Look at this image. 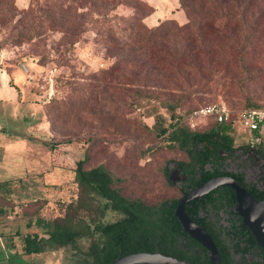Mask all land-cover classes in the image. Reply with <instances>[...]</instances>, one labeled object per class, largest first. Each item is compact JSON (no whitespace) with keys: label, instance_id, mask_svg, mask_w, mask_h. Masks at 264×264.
Returning <instances> with one entry per match:
<instances>
[{"label":"rangeland","instance_id":"rangeland-1","mask_svg":"<svg viewBox=\"0 0 264 264\" xmlns=\"http://www.w3.org/2000/svg\"><path fill=\"white\" fill-rule=\"evenodd\" d=\"M142 1L154 7L141 20L145 27L165 23L161 52L154 44L137 53L139 60L131 58L111 73L115 78L121 72L124 85L104 91L102 82L108 78L119 52L132 48L125 42L129 29L122 22L133 20L134 0H123L107 17L99 14V7L81 0H0V88L11 87L10 91H0L4 94L0 125L13 135L31 134L32 123L42 121L40 136L49 143H63L54 155L57 163L46 161L39 180H28L36 186L27 194L31 199L24 206L27 218L51 220L63 213L60 204L76 197L74 169L85 148L90 156L87 166L105 164L123 179L126 195L140 197L149 204L179 197V185H169L166 180V167L171 169L176 161L187 160L186 153L164 147L163 140L142 125V121L152 125L153 119L143 115L160 101L178 102L182 111L189 110L184 119L187 124L194 109L224 103L231 111L235 145L249 144L250 130L240 124L239 115L247 99L264 105V21L255 26L250 40L243 44L245 31L233 35L229 26L181 28L189 19L179 0ZM56 2L71 4L68 20H74L72 26L80 21L87 30L76 42L65 37L57 26H37V14H44ZM78 8L87 13L83 18H75ZM107 18L123 36L122 49H113L101 37L109 24ZM30 33L34 34L31 39ZM241 48L246 51V60L237 55ZM133 98H140L146 106L133 104ZM160 110L167 114L165 108ZM201 118L194 119L195 124ZM202 124L201 130L207 128ZM68 139L73 140L72 144H64ZM228 167L236 168L235 164ZM42 182H47L45 192L38 187ZM118 217L108 210L105 220ZM33 228L40 230L38 226ZM87 242L82 239L80 244L85 247ZM14 244L22 248L20 238ZM17 257L22 258V253ZM17 257L11 259L15 264ZM24 259L28 264H82L71 247ZM6 262L10 264L8 259Z\"/></svg>","mask_w":264,"mask_h":264},{"label":"trees","instance_id":"trees-1","mask_svg":"<svg viewBox=\"0 0 264 264\" xmlns=\"http://www.w3.org/2000/svg\"><path fill=\"white\" fill-rule=\"evenodd\" d=\"M81 1L99 7L102 11L99 14H102L103 17H107L118 5L123 3V0ZM134 1L136 11L133 20L122 22L129 29L125 42L130 43L131 49L129 48L128 51L122 49V46L125 45L120 46L124 42L123 36H119L118 29L114 24H111L110 18L106 19L109 24H106L102 30L103 36L101 37H104V40L111 45L110 47L122 49L108 78L102 82L104 91L107 88L111 90L124 85L123 74L120 72L114 78L111 74L113 71L120 68L121 65H127L128 61L132 59L139 60L137 53L145 51L147 47L154 44L157 46L156 51L161 52L163 41L166 39V33L162 32L165 23L152 28H147L141 23L143 16L151 14L154 7L142 0ZM179 1L189 19V22L182 25L181 28H190L192 25L202 28L203 24H209L215 29H218V26H229L232 28L233 35L236 31H245L243 44L250 40V33L255 31V26L264 21V0ZM71 6V4L64 5L56 2L44 14H37V26H57L65 37L76 42L87 30L82 28L83 23L80 21L72 26L74 20H68L69 12L72 11ZM86 14V12H79L78 8L75 18L78 16L83 18ZM171 23L175 22L171 21ZM33 35L30 33L28 38L31 39ZM22 37L28 39L23 34ZM161 40L162 43L159 42ZM245 52L244 48H241L237 50V55L242 60H246ZM10 84L13 85L11 82ZM140 101V98L132 99L133 104L146 106ZM261 106L263 104H259L253 99H247L245 103V109ZM161 107L167 110V114L160 110ZM180 107L178 102L160 101L158 105L148 107L143 115L153 119L152 125L143 121L142 125L153 132L157 138L162 139L166 145L164 147L178 148L186 153L187 160L176 162L189 170L188 183L197 185L213 177L211 170L205 167L209 163L210 146L216 147V150L217 147L226 149L234 146L232 118L227 122H221L214 116L202 117V120L197 121L192 128L184 122L189 110L182 111ZM211 123L213 125L208 127ZM201 124L207 128L201 130ZM256 134L259 133L256 132ZM53 141L48 142L49 147L52 151H56L63 143ZM63 142L72 144L73 140L68 139ZM254 144L264 153V134H260L259 141ZM89 159L88 150L85 148L83 156L77 160L74 169V179L78 190L76 197L60 204V210L63 213L51 220L37 218L36 224L40 227L41 234L28 232L21 236L24 254L31 255L60 247H71L77 251L82 264H109L116 258L131 252H154L156 250L165 252L164 247L168 246L167 242L170 241V238L164 233L167 230L164 225L175 218V209L178 200L185 193V186H179V197L149 204L140 197L126 195L122 188L123 179L115 175L105 164L88 167ZM170 170L166 167V180L169 185L173 186L175 183L171 182L169 178ZM198 173L201 174V180H198ZM11 183L8 180L0 181V217L5 216L11 208L8 198L12 193ZM26 209L24 207L23 212L28 215ZM108 210L116 212L119 217L106 221ZM82 239L88 240L85 247L80 244Z\"/></svg>","mask_w":264,"mask_h":264},{"label":"flooded vegetation","instance_id":"flooded-vegetation-1","mask_svg":"<svg viewBox=\"0 0 264 264\" xmlns=\"http://www.w3.org/2000/svg\"><path fill=\"white\" fill-rule=\"evenodd\" d=\"M209 154V163L205 167L211 170L213 177L230 175L242 183L254 197L264 199V153L257 145L249 141L244 146L237 147L234 144L226 149L217 147L216 150V147L210 146ZM228 164H235L236 168L232 170ZM179 165L180 163L175 162L170 173ZM180 172L186 178L176 184L185 186L184 194L200 185L188 183L189 170L184 165ZM201 178L198 173V180ZM191 201L185 205V211L211 235L219 253V264H264V248L258 245L251 230L243 224L237 209L235 191L230 186H218L207 195ZM164 226L167 228L164 233L170 241L164 247L165 252H156L190 264H212V252L184 230L176 215Z\"/></svg>","mask_w":264,"mask_h":264},{"label":"crops","instance_id":"crops-1","mask_svg":"<svg viewBox=\"0 0 264 264\" xmlns=\"http://www.w3.org/2000/svg\"><path fill=\"white\" fill-rule=\"evenodd\" d=\"M10 89L11 87L0 88V91L7 92ZM0 96L1 101L4 94ZM32 101L36 108V100L32 98ZM32 124L30 127L31 134L16 133L15 135L6 126L0 125V181L12 182L10 185L12 193L8 197L11 208L5 216L0 217V264H8L6 259L9 260L10 264H15L11 259L21 253L22 258L17 257L16 264L26 263L25 259L22 260L23 257L43 254V252L31 255L24 254L21 236L28 232L41 234L42 231L33 228L34 226L37 227V219L27 218L23 208L31 200L27 198V194L36 186L30 184L28 180L32 177H37L39 180V176L45 171L46 161L51 165L57 162L54 158L56 151H52L48 140L40 136L43 133L44 122L36 120ZM46 183L38 184L39 190L42 189L45 192ZM18 238L21 239L22 248H18L14 244Z\"/></svg>","mask_w":264,"mask_h":264},{"label":"water","instance_id":"water-1","mask_svg":"<svg viewBox=\"0 0 264 264\" xmlns=\"http://www.w3.org/2000/svg\"><path fill=\"white\" fill-rule=\"evenodd\" d=\"M182 165H179L170 173V180L177 183L186 178L181 173ZM179 174V175H177ZM230 186L236 194L237 209L242 217L243 224L247 226L254 235L259 246L264 248V199H257L236 178L230 175L214 176L202 182L197 188L184 194L175 209V215L179 218L185 231L202 243L212 252V264H219V253L211 235L205 228L194 222L186 213L185 205L191 200L207 195L218 186ZM190 264L175 257L164 255L161 252L137 251L122 255L109 264Z\"/></svg>","mask_w":264,"mask_h":264},{"label":"built area","instance_id":"built-area-1","mask_svg":"<svg viewBox=\"0 0 264 264\" xmlns=\"http://www.w3.org/2000/svg\"><path fill=\"white\" fill-rule=\"evenodd\" d=\"M214 116L221 122H227L231 119V111L226 104L214 102L195 109L188 116V125L195 126L194 119L201 117ZM239 122L242 126L250 130V142L259 141L260 134L264 133V105L256 108L244 109L240 112ZM258 132L259 134H256Z\"/></svg>","mask_w":264,"mask_h":264}]
</instances>
